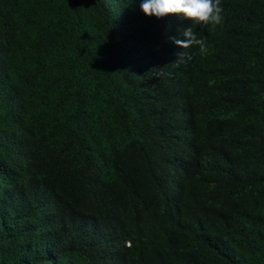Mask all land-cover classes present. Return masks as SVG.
<instances>
[{
    "label": "trees",
    "instance_id": "obj_1",
    "mask_svg": "<svg viewBox=\"0 0 264 264\" xmlns=\"http://www.w3.org/2000/svg\"><path fill=\"white\" fill-rule=\"evenodd\" d=\"M140 4L0 0V264H264V0Z\"/></svg>",
    "mask_w": 264,
    "mask_h": 264
},
{
    "label": "clouds",
    "instance_id": "obj_2",
    "mask_svg": "<svg viewBox=\"0 0 264 264\" xmlns=\"http://www.w3.org/2000/svg\"><path fill=\"white\" fill-rule=\"evenodd\" d=\"M140 7L149 17L154 15L161 18L176 14L190 22V26L181 31L182 38L170 37L176 46L183 49L177 53L178 62L192 60V55L185 50L193 46L199 48L200 54H206L208 51L205 40L198 38L194 26H216L223 20L221 0H141Z\"/></svg>",
    "mask_w": 264,
    "mask_h": 264
}]
</instances>
